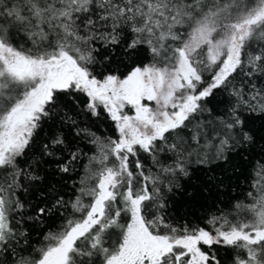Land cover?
Wrapping results in <instances>:
<instances>
[{"label": "snow or ice", "instance_id": "1", "mask_svg": "<svg viewBox=\"0 0 264 264\" xmlns=\"http://www.w3.org/2000/svg\"><path fill=\"white\" fill-rule=\"evenodd\" d=\"M192 165L248 203L173 223ZM0 264H264V0H0Z\"/></svg>", "mask_w": 264, "mask_h": 264}, {"label": "trees", "instance_id": "2", "mask_svg": "<svg viewBox=\"0 0 264 264\" xmlns=\"http://www.w3.org/2000/svg\"><path fill=\"white\" fill-rule=\"evenodd\" d=\"M113 67H119L120 72L126 71L125 67L118 64H114ZM101 70L103 69L101 68ZM77 119L82 118L77 117ZM86 123L90 124L92 130L96 131L97 135L101 136V138L112 136L114 134L111 122L107 121L106 118L99 124H97L95 120L91 118L87 119ZM89 148L94 150V146L90 145ZM85 151H88V148H86ZM89 154H91V152H89ZM85 162L86 161H82V163ZM146 163H148V161H146ZM219 175V169L208 172L202 166H191V175L181 180L183 188L181 190L167 193L168 208L166 212L173 223L180 224L186 221H191L193 223H200L203 226V220L206 216L211 215L212 213L219 215V210L236 215V209L233 207V205L239 201L248 203L244 197V193L247 188V182L244 180L243 176L239 181H237L235 178L229 181L228 183L230 187L222 186L220 189L222 194L219 196L218 202L215 203V205H213V201L211 199H205L207 195L206 189L204 195L200 194V190L204 188L205 185L213 183L211 179L212 177ZM71 195L72 190L69 188L68 196L70 197ZM69 214L70 210L64 212L62 216L52 217L43 225H37L30 229L32 243L36 246H39L36 244V242L42 239V233L48 230H57L63 223V216H67ZM232 215L229 216V219L232 218ZM241 215H243V213H241ZM218 255L225 256L227 259L224 249H221Z\"/></svg>", "mask_w": 264, "mask_h": 264}]
</instances>
